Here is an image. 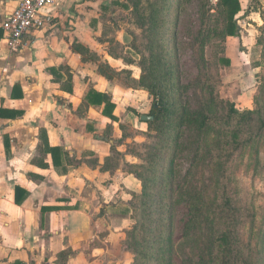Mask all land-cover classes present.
I'll return each mask as SVG.
<instances>
[{
    "label": "rangeland",
    "instance_id": "374dc122",
    "mask_svg": "<svg viewBox=\"0 0 264 264\" xmlns=\"http://www.w3.org/2000/svg\"><path fill=\"white\" fill-rule=\"evenodd\" d=\"M218 1L116 0L105 14L98 13L103 17L101 42L110 56L128 66L121 64L114 71L105 67V72L109 78L114 76L125 100L135 98L129 105L137 114L136 124L120 125L123 136L116 145L121 157H116L121 174L116 179L131 174L130 179L145 182L150 195L148 210L141 212L140 204L134 205L137 211L131 210L124 229L109 242V248L121 255V264H141L143 248L146 264H156L159 257L165 262L163 245L161 253L154 255L156 246L151 242L166 231L172 232L173 264H201L211 236L210 207L196 244L193 230L186 236L191 211L185 194L198 191L207 201L222 193L232 199L242 250L254 264H264V130H259L257 120L241 124L244 133L238 136L236 151L226 158L222 149L233 150L222 142L223 132L233 129V123L229 127L224 123L229 103L240 111L258 109L264 119V0H240L249 11L235 16L238 37H226L224 42L218 35L225 24ZM224 58L229 66L222 63ZM155 98L161 100L159 113L154 112L158 119L150 129L145 124L139 127L138 116L150 114ZM210 99L218 100L213 107L217 106L219 117H213L204 136H198L195 128H184L176 140L175 124L184 107L196 111ZM178 143L179 151L173 152ZM141 182L136 194L141 192ZM160 201L162 210L157 208Z\"/></svg>",
    "mask_w": 264,
    "mask_h": 264
},
{
    "label": "crops",
    "instance_id": "0c3cea01",
    "mask_svg": "<svg viewBox=\"0 0 264 264\" xmlns=\"http://www.w3.org/2000/svg\"><path fill=\"white\" fill-rule=\"evenodd\" d=\"M20 1L0 0V264H121L109 242L140 181L116 179L110 160L120 125L137 120L135 98L105 72L122 62L101 42L98 13L116 0H58L41 11L49 22L11 50L2 24ZM92 91L108 97L115 120L87 103ZM46 148L60 151L55 163Z\"/></svg>",
    "mask_w": 264,
    "mask_h": 264
},
{
    "label": "trees",
    "instance_id": "16d2710c",
    "mask_svg": "<svg viewBox=\"0 0 264 264\" xmlns=\"http://www.w3.org/2000/svg\"><path fill=\"white\" fill-rule=\"evenodd\" d=\"M218 14L222 16V19L224 21L223 29L218 33L221 40L224 42L226 37L236 38L238 37V31L239 27L237 26L235 22V16L241 12L244 11L245 14L248 13L249 8H242L240 0H219L218 1ZM210 35V32L207 34V36ZM221 61V60H220ZM222 63L229 66L230 61L226 58L222 59ZM157 99V100H156ZM86 101L89 105L94 106H102V115L115 120V118L112 116V111L114 109V105L111 103V101L108 99V97L103 93H97V92H89ZM161 101V100H160ZM160 101L158 98H155L153 101V106L151 108L149 116L153 117V121L150 122H144L147 124L148 129L152 126L153 122H155L158 117L154 113H159V104ZM216 99L209 100V103H207L202 109L192 111L187 107H184L179 119L177 120L175 124V128L177 129V137L176 140H180L182 129L184 128H195L198 130L200 137L204 136V133L206 130H208V127L213 119V117H219L216 115V107H213L214 104L216 105ZM220 102V100H219ZM221 104H225L224 102H220ZM228 110L226 112V119L224 121L225 126L229 127L228 125H231L233 123V129L227 133L223 132V138L222 142H224L223 146H226V148H230L233 150L229 152V150L225 149V147H222L223 151L226 152L225 157L228 158L231 153L236 151V149L239 147V143L237 141L239 134H243L244 132L240 128L241 124H251L252 122L256 121V124L259 127V130H264V119L260 117V111L258 109L255 110H249L244 109L242 111L237 110L235 106L231 103L228 105ZM214 113V114H213ZM179 151V143L177 146V149H174L173 152ZM183 151V149H182ZM199 149H197V154ZM46 152H51L52 154V160L57 161L60 155V151L58 149H48L46 148ZM228 152V154H227ZM118 156L121 157L120 153L116 150L113 151V157L110 160H113L115 164L118 163ZM197 157V156H196ZM195 157V159H196ZM194 159V160H195ZM110 160H106L110 162ZM198 164V163H197ZM41 167H44L43 164H40ZM170 166V175L172 178H174L175 171L173 170L174 164L173 161H169ZM137 177V176H136ZM140 181V179L138 178ZM141 182V181H140ZM142 183V189L139 194H132V200L130 204V208L132 210V214L137 211L136 207L137 204H140L141 212H145L148 210L147 208V202L150 198V195L146 192V185L145 182ZM16 197L15 202L18 204L19 201H17V193L21 192L18 188L15 190ZM187 197V207L191 211V218L186 226V236H188L189 231L193 230L192 235L195 239H193L194 245L196 244L197 240L200 238L199 232L202 230V222L204 221V215L206 214V209L210 207V213H209V220L208 223L211 225V236L207 248V253L205 254L204 258L201 259V264H254L251 261V257L249 255H245L244 251L242 250V244L240 242V238L238 235V218L236 213L235 205L231 198L226 196L224 193L218 194L216 198H211V200L207 201L206 197L202 192H196L194 194L188 192L185 194ZM163 201V200H162ZM160 201L159 206L157 208L159 210L163 209V204ZM133 205V206H132ZM172 205L169 204V209L171 211ZM134 216V215H132ZM131 216V219H132ZM159 221V220H158ZM135 223V221L133 220ZM141 226H144V222L140 224ZM148 230V229H147ZM146 231V229L144 230ZM149 231V230H148ZM146 232H144L145 234ZM136 237V235H135ZM137 242L135 241L134 244ZM155 245V252L154 255H159L160 252V246L163 245L164 252L167 255V259L165 262L162 263V260L160 257L156 259V264H173V241H172V232L166 231L165 233H161L158 240H154L151 242V244ZM130 245L126 247V250H130ZM134 250V249H132ZM148 251V249H147ZM264 251L261 253L263 254ZM139 254L140 259L139 262L141 264H146L148 255L146 254V249L143 248ZM154 255L149 256V260H153ZM264 260V259H263ZM140 264V263H138Z\"/></svg>",
    "mask_w": 264,
    "mask_h": 264
},
{
    "label": "built area",
    "instance_id": "2783aa9c",
    "mask_svg": "<svg viewBox=\"0 0 264 264\" xmlns=\"http://www.w3.org/2000/svg\"><path fill=\"white\" fill-rule=\"evenodd\" d=\"M58 0H21L10 16L3 22L4 40L11 50L23 45L25 35L39 30L49 22L41 17V11L55 6Z\"/></svg>",
    "mask_w": 264,
    "mask_h": 264
},
{
    "label": "water",
    "instance_id": "95a60500",
    "mask_svg": "<svg viewBox=\"0 0 264 264\" xmlns=\"http://www.w3.org/2000/svg\"><path fill=\"white\" fill-rule=\"evenodd\" d=\"M139 120L141 122H150V121H153V117L149 115H140Z\"/></svg>",
    "mask_w": 264,
    "mask_h": 264
}]
</instances>
